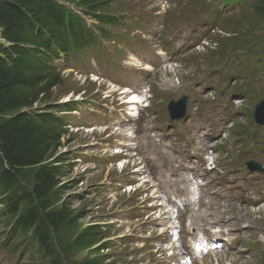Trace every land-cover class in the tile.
Returning <instances> with one entry per match:
<instances>
[{"label":"rangeland","instance_id":"obj_1","mask_svg":"<svg viewBox=\"0 0 264 264\" xmlns=\"http://www.w3.org/2000/svg\"><path fill=\"white\" fill-rule=\"evenodd\" d=\"M108 1L106 12L121 24L105 25L110 39L102 38L78 60L59 62V85L37 104L40 111L65 116L67 132L57 154L67 160L54 206L83 215L55 236L60 264L86 257L66 246L91 223L104 229L101 242L108 247L100 254L108 255L106 264H215L219 257L225 259L218 264H264V206L229 204L216 193L243 183L264 186V126L253 118L264 98V15L254 14L255 0ZM129 55L150 67H131ZM117 85L144 97L145 107L137 106V117L121 127L126 137L117 130L128 117L119 94L111 92ZM183 95L188 118L170 121L167 103ZM69 101L81 108H48ZM249 161L263 170L249 171ZM144 166L149 171L139 173ZM252 174L259 180L245 179ZM30 180L13 192L27 191ZM176 190L189 199L177 210L162 200ZM162 210L169 214L160 218ZM173 211L178 215L169 218ZM224 220L243 233L247 252L201 248L203 237L220 231ZM166 228L176 234L161 237ZM15 238L0 216V264L40 263L29 239L11 248Z\"/></svg>","mask_w":264,"mask_h":264},{"label":"trees","instance_id":"obj_2","mask_svg":"<svg viewBox=\"0 0 264 264\" xmlns=\"http://www.w3.org/2000/svg\"><path fill=\"white\" fill-rule=\"evenodd\" d=\"M108 5V0H0V216L16 236L11 248L29 239L38 264H60L55 236L83 215L54 206L67 160L57 154L67 132L65 116L40 111L37 104L59 85V62L95 48L108 37L105 25L122 22L106 12ZM253 7L256 17L264 15V0ZM78 103L48 108L73 111L81 108ZM28 176V190L13 192ZM103 237L101 224H87L66 251H85L80 264H106Z\"/></svg>","mask_w":264,"mask_h":264},{"label":"bare ground","instance_id":"obj_3","mask_svg":"<svg viewBox=\"0 0 264 264\" xmlns=\"http://www.w3.org/2000/svg\"><path fill=\"white\" fill-rule=\"evenodd\" d=\"M128 64L129 65H131V67H133V68H136V67H139L140 68V65H144V67H146V68H148L149 67V65L148 64H141L138 60H136V59H134L132 56H129L128 57ZM131 60V61H130ZM132 60H134V61H132ZM167 70V69H166ZM133 98H132V100H137V99H139V98H141L139 95H136V94H134L133 96H132ZM130 120V117H127L126 119H120L119 120V122L117 123V125L118 126H120L119 127V129H117V130H119L120 132H119V134L120 135H125V137H126V134L124 133V131L122 130V128L121 127H124V126H126V124H128V122L127 121H129ZM164 144H161V146H163ZM127 147H128V145H127ZM130 147V146H129ZM137 148V147H136ZM165 157H168L167 155H165ZM149 170L146 168V166H144V169L143 168H140L139 169V173H147ZM138 173V174H139ZM155 197H161V195H160V193L159 194H157V195H155ZM162 200H165L166 201V203H168L169 202V199H168V197L166 196V195H163L162 196ZM156 206V205H155ZM154 206V207H155ZM165 212H169V211H164V210H162V212H161V214H160V218H163V215H165ZM169 214V213H168ZM176 215H178V211H173V212H170V215H169V218H172V217H174V216H176ZM234 215V214H233ZM166 218V217H165ZM164 218V219H165ZM236 218V217H235ZM169 227H171V225L169 226ZM170 229V230H169ZM172 231V229L171 228H166L165 230H164V233H161V237H166L169 233H171V235H175L176 233L175 232H171ZM178 245H180V246H182L183 245V241H181ZM180 250H181V247H180ZM226 253V252H225ZM173 256H175V254L173 253L172 254V257ZM225 258L224 257H219V258H216V261H215V264H218V262H220V261H223Z\"/></svg>","mask_w":264,"mask_h":264},{"label":"water","instance_id":"obj_4","mask_svg":"<svg viewBox=\"0 0 264 264\" xmlns=\"http://www.w3.org/2000/svg\"><path fill=\"white\" fill-rule=\"evenodd\" d=\"M187 97L184 95L177 100L168 102L167 109L170 115V120L187 118L186 115ZM254 122L264 125V99H261L254 107L253 112Z\"/></svg>","mask_w":264,"mask_h":264}]
</instances>
